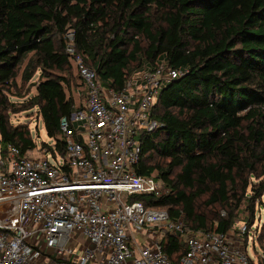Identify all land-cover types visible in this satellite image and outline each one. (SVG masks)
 <instances>
[{
	"label": "trees",
	"instance_id": "obj_1",
	"mask_svg": "<svg viewBox=\"0 0 264 264\" xmlns=\"http://www.w3.org/2000/svg\"><path fill=\"white\" fill-rule=\"evenodd\" d=\"M68 31L103 85L120 89L132 71L162 59L180 71L155 105L161 127L139 136L136 171L166 191L131 199L184 216L185 230L236 232L250 264H264V255L247 251L264 205V0H0L2 153L37 147L29 126L11 118L28 57L25 80L39 71L31 106L53 141L41 149L64 153L60 122L81 99L68 94L76 72ZM160 242L173 262L187 252L182 232L165 231Z\"/></svg>",
	"mask_w": 264,
	"mask_h": 264
},
{
	"label": "built area",
	"instance_id": "obj_2",
	"mask_svg": "<svg viewBox=\"0 0 264 264\" xmlns=\"http://www.w3.org/2000/svg\"><path fill=\"white\" fill-rule=\"evenodd\" d=\"M65 38L83 85L80 103L61 119L63 154L0 150V264H250L230 235L185 230L183 217L131 199L166 191L161 180L136 171L139 136L161 127L155 105L180 71L162 59L132 71L116 89L86 64L74 32ZM165 231L184 233L187 252L178 262L161 245Z\"/></svg>",
	"mask_w": 264,
	"mask_h": 264
},
{
	"label": "rangeland",
	"instance_id": "obj_3",
	"mask_svg": "<svg viewBox=\"0 0 264 264\" xmlns=\"http://www.w3.org/2000/svg\"><path fill=\"white\" fill-rule=\"evenodd\" d=\"M28 58L24 60V62L21 64V66L18 69V75H17V83L18 86L20 87L19 92L22 94V96H12V100L17 103V108L20 109L19 112L17 113H12L11 118L12 121L17 125V124H24L28 125L29 128L32 131V135L34 139L37 142V148L34 149L33 151L29 152V155L31 157L39 155L40 151L39 148L41 147V141H46V142H52V139L48 137L42 118L38 112L37 107H32L31 103V97L37 94V89L35 83L38 82L39 79V71L36 72V74L32 77L30 80H25L24 77V69L27 65ZM76 72L73 70V87L72 90L68 91V94H72L74 97V100L76 102L79 101V94L77 90V85L76 83L78 80L76 79ZM77 80V82H76ZM1 139V136H0ZM0 147H1V142H0ZM50 160L52 161L53 159L50 157ZM264 201V198H263ZM258 220L254 224V226L251 228L250 232V240L247 245V251L250 255L253 254L254 250L258 251V254L255 255V257L259 254L264 255V205L263 207L259 210L258 212ZM184 218V216H183ZM242 224V222H239L238 226ZM234 242L236 244H239L240 247L245 249V242L244 238L242 236H238V233L233 232L229 234ZM253 240L255 241V248L253 247ZM85 241V240H84ZM83 241V242H84ZM141 243L147 242L144 239H140ZM81 246V244H80ZM264 258V257H263Z\"/></svg>",
	"mask_w": 264,
	"mask_h": 264
}]
</instances>
